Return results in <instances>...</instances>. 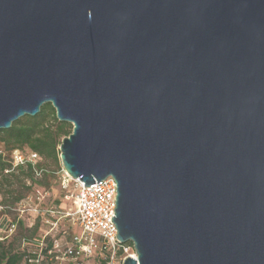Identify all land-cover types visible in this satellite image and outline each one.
<instances>
[{
	"label": "water",
	"instance_id": "1",
	"mask_svg": "<svg viewBox=\"0 0 264 264\" xmlns=\"http://www.w3.org/2000/svg\"><path fill=\"white\" fill-rule=\"evenodd\" d=\"M48 103L123 264H264V0H0V130Z\"/></svg>",
	"mask_w": 264,
	"mask_h": 264
},
{
	"label": "built area",
	"instance_id": "2",
	"mask_svg": "<svg viewBox=\"0 0 264 264\" xmlns=\"http://www.w3.org/2000/svg\"><path fill=\"white\" fill-rule=\"evenodd\" d=\"M37 153L13 151L12 169L31 166L33 178L41 176L44 169L36 163ZM65 188L74 182L75 195L72 209L63 214L72 221L73 228H59L57 221H49L46 211L30 207V196L13 205L0 204V240L15 236L23 225V216L29 214L39 219V228L26 234L18 242L16 251L22 254L19 264H123L127 256L136 257L131 242L122 243L116 236L111 220L116 208V181L112 176L90 186L72 179L65 172L62 176ZM16 212L11 218L9 213ZM32 226L26 224L25 229Z\"/></svg>",
	"mask_w": 264,
	"mask_h": 264
},
{
	"label": "trees",
	"instance_id": "3",
	"mask_svg": "<svg viewBox=\"0 0 264 264\" xmlns=\"http://www.w3.org/2000/svg\"><path fill=\"white\" fill-rule=\"evenodd\" d=\"M72 125L66 121H59L55 116V109L52 104H44L39 113L31 116H23L12 123L11 127L0 130V186L10 182L12 178H19L21 175L34 181L33 170L30 165L12 169L13 151L36 152L38 166L42 167L41 160H59V144L64 136H68ZM21 197H14L15 202ZM32 226L27 227L25 234H33L39 228V219H33ZM22 227V226H21ZM19 228V230L21 229ZM18 230V231H19ZM18 234V232H17ZM16 234V235H17ZM15 236L8 240H0V264H19L22 254L16 251L17 244Z\"/></svg>",
	"mask_w": 264,
	"mask_h": 264
},
{
	"label": "rangeland",
	"instance_id": "4",
	"mask_svg": "<svg viewBox=\"0 0 264 264\" xmlns=\"http://www.w3.org/2000/svg\"><path fill=\"white\" fill-rule=\"evenodd\" d=\"M0 149H3L1 143ZM41 163L44 172L41 176H36L34 181L21 175L17 179L10 177L11 181L9 183L6 182L4 185L0 186V204L13 205L15 203L13 200L14 197H21L22 199L26 196H30V207L38 206L41 211H46V218L51 222L57 221L59 228L68 227L72 229V221L67 217L64 218L63 214L67 211H71L73 208L72 199L76 193L74 192V182H70L65 188L63 187L62 176L65 171L62 168L60 159L58 162L42 159ZM15 214V211H11L9 217L13 218L16 216ZM33 221V216L29 214L23 216L21 221L23 225L18 231V234L14 237L16 244L18 239L27 232L25 230L26 224H30Z\"/></svg>",
	"mask_w": 264,
	"mask_h": 264
}]
</instances>
